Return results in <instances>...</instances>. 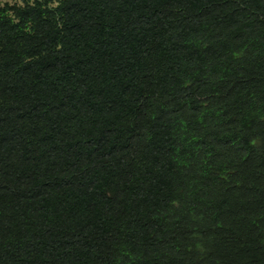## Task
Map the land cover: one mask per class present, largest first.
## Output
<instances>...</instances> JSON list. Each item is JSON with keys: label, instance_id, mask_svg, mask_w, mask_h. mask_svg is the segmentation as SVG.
Wrapping results in <instances>:
<instances>
[{"label": "trees", "instance_id": "trees-1", "mask_svg": "<svg viewBox=\"0 0 264 264\" xmlns=\"http://www.w3.org/2000/svg\"><path fill=\"white\" fill-rule=\"evenodd\" d=\"M0 264H264V0L0 4Z\"/></svg>", "mask_w": 264, "mask_h": 264}, {"label": "rangeland", "instance_id": "rangeland-1", "mask_svg": "<svg viewBox=\"0 0 264 264\" xmlns=\"http://www.w3.org/2000/svg\"><path fill=\"white\" fill-rule=\"evenodd\" d=\"M30 1V0H27ZM24 0H0V4L2 3H7V4H17V5H21L23 4Z\"/></svg>", "mask_w": 264, "mask_h": 264}]
</instances>
